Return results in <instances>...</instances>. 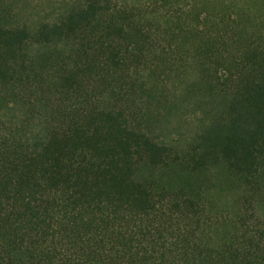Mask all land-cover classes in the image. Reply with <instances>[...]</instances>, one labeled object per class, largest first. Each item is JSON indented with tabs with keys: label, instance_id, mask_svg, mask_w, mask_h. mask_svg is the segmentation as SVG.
<instances>
[{
	"label": "trees",
	"instance_id": "trees-1",
	"mask_svg": "<svg viewBox=\"0 0 264 264\" xmlns=\"http://www.w3.org/2000/svg\"><path fill=\"white\" fill-rule=\"evenodd\" d=\"M44 1L0 0V264H264V0Z\"/></svg>",
	"mask_w": 264,
	"mask_h": 264
},
{
	"label": "rangeland",
	"instance_id": "rangeland-1",
	"mask_svg": "<svg viewBox=\"0 0 264 264\" xmlns=\"http://www.w3.org/2000/svg\"><path fill=\"white\" fill-rule=\"evenodd\" d=\"M47 0H45L44 2H46ZM243 1H245V4H246V6H247V9H248V12L250 13V14H256V11H254V9H253V5H252V0H243ZM245 6V5H244ZM142 171H143V173H146L147 172V170L145 169V168H142L141 169ZM212 192H214V191H212ZM226 202V203H228V204H231L230 203V199H229V197H227V198H225V199H223L222 201H220V203L222 204V202Z\"/></svg>",
	"mask_w": 264,
	"mask_h": 264
}]
</instances>
